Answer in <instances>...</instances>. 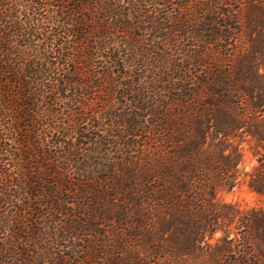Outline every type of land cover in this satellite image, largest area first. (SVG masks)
<instances>
[{"label":"trees","instance_id":"trees-1","mask_svg":"<svg viewBox=\"0 0 264 264\" xmlns=\"http://www.w3.org/2000/svg\"><path fill=\"white\" fill-rule=\"evenodd\" d=\"M245 134L264 151V0H0V257L49 230L50 264H264V212L218 198Z\"/></svg>","mask_w":264,"mask_h":264},{"label":"rangeland","instance_id":"rangeland-1","mask_svg":"<svg viewBox=\"0 0 264 264\" xmlns=\"http://www.w3.org/2000/svg\"><path fill=\"white\" fill-rule=\"evenodd\" d=\"M235 146L239 147V150L243 154V161L240 166V183L233 188L232 190L221 191L218 195L219 200L227 205L235 206L236 208L241 209L243 212L248 213L252 218L255 215H259L260 212H264V195L258 194L254 192L251 187V175L254 174L256 167L259 166L260 156L263 154L262 146L251 136L247 134L243 135L241 139H238L235 143ZM1 207V205H0ZM255 214V215H254ZM3 216L0 210V217ZM234 234H230L231 238L238 237L244 240V235H246L247 228L246 226H242L239 230H235ZM48 236L44 237L41 242V247H35V245H29L28 247L17 248H9L11 250V256L13 258L8 259L7 256L0 257L1 264H50L49 262V230L46 231ZM17 234V232H16ZM16 234L9 232L8 230H0V245L1 248L5 247L6 243L10 240L13 241ZM35 235V232H32ZM26 238L28 236L23 235ZM224 235L219 233L216 235L215 240H219ZM251 238L255 239L252 245H248V247H240L239 251L242 253H248L250 256H259L261 255L260 248L261 246L258 244L257 239L260 237V233H257L256 230L250 231ZM16 241V238H15ZM10 242V243H11ZM18 242V239H17ZM19 243V242H18ZM21 244V240L20 243ZM213 244L216 246V242ZM260 246V247H259ZM57 248V246H55ZM262 249V250H261ZM62 250V249H60ZM58 248L56 249V252ZM65 255H68V250H65ZM10 255V253H9ZM250 259V258H249ZM254 259V257H253ZM29 261V262H28ZM32 262V263H30Z\"/></svg>","mask_w":264,"mask_h":264}]
</instances>
